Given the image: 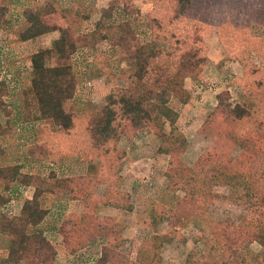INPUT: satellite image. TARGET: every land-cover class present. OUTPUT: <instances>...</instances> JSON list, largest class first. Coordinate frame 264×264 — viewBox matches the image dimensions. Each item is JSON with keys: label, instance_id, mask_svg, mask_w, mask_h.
<instances>
[{"label": "trees", "instance_id": "obj_1", "mask_svg": "<svg viewBox=\"0 0 264 264\" xmlns=\"http://www.w3.org/2000/svg\"><path fill=\"white\" fill-rule=\"evenodd\" d=\"M174 1L178 15L195 5V0ZM258 2L240 0L238 12L250 17L256 13ZM76 8L74 4L62 9L59 0H44L36 7H25L22 14L28 25L20 32V38L30 40L57 30L49 21L50 16L62 12L68 21ZM116 9L114 1H111L102 9L95 27L75 38L67 23L60 27L61 34L50 47L40 48L32 54L31 85L25 93L24 108L20 110L19 106L14 105L17 118H11L9 105L0 92V236L8 240L6 252H0V264L56 263L57 247L45 235L44 221L51 212L45 200L52 195L61 199L66 194L70 199H81L87 204L85 213L74 225L61 229L68 253L74 254L93 238L102 237L107 239V243L103 245L96 263L118 264L123 226L111 216L100 217L98 207L110 205L127 211L134 210L132 193L121 186L122 165L128 155L120 143L123 136L132 140L145 128L153 130L161 139L158 151L169 155L165 170L168 190L174 194L182 193L177 196L172 211L175 220L193 214L203 215L205 208L204 202H201L212 183L229 184L233 189L243 188L249 198L248 203H255L254 217H243L238 225L226 221L209 229L203 227L196 240L202 242L204 249L201 253L192 252L188 258L189 264H233L237 258L240 264H264V252L255 253L250 249L254 241L264 248V67L256 65L242 54L243 48H246L248 52L253 51L264 58V40H260L259 44L258 38L253 37L252 43L248 45L247 40H240L242 33L236 35L237 40L232 29L228 33L225 27L220 28L223 20L214 24L218 26L216 32L228 58L240 61L245 66L247 84L244 87L251 86L249 90L252 98L233 106L229 100V89L221 91L217 95L218 105L207 120V125L218 132L231 149L238 147V157L223 158L220 162L222 155L216 149L208 148L193 165H189L183 159L188 140L178 132L179 112L170 105V101L172 98H177L181 103L190 100L191 93L185 80L197 76L208 59L200 55L199 48L184 46L182 39L177 37L179 35L175 32L170 34L164 24L155 22L152 25V19L146 23L145 31L149 32V39L143 40L134 20L127 18L115 21ZM6 10L7 7H0V23ZM213 14L214 22L221 14L219 11H213ZM204 19L206 23L213 24L208 16ZM238 27L243 29L240 25ZM100 31L104 35H99ZM92 39L108 42L119 60L111 63L109 73L126 84L111 89L106 104L92 115L84 137L71 140L73 145L61 139L62 145L56 153L45 146L31 158L34 161L51 159L57 163L58 158L63 160L67 157L65 155L76 153L86 158L88 172L77 176L60 175L54 169L48 174L23 171L24 162L14 163L10 158L15 152L21 151L23 161H30L28 146L25 142L9 141L13 138V130H16L12 129V125L31 120L47 121L59 131L69 130L74 125L75 112L66 107L77 89L72 54L77 47L88 46L87 43ZM236 42L246 44L237 47ZM168 44L172 46V51L167 50L170 47ZM53 58H56V63L50 64ZM113 64L117 67H113ZM0 84L8 91L12 90L5 80H1ZM4 117L5 123L2 121ZM167 124L170 126L168 132L165 131ZM229 151H225V154ZM214 164H218L215 166L217 174L211 173ZM22 185L33 186V196L24 199L20 213L10 215L3 207L22 196ZM101 185H104L102 193L98 189ZM148 211L151 223L157 225L165 207L154 203ZM175 234L165 233L158 237L156 255L159 260V249L166 242L173 241ZM127 264L136 262L130 260ZM149 264L156 262L150 261Z\"/></svg>", "mask_w": 264, "mask_h": 264}, {"label": "rangeland", "instance_id": "obj_2", "mask_svg": "<svg viewBox=\"0 0 264 264\" xmlns=\"http://www.w3.org/2000/svg\"><path fill=\"white\" fill-rule=\"evenodd\" d=\"M43 1L0 0V7H7L4 19L0 23V77H7L6 73L10 74L11 79L17 84V87L11 88L10 91L0 84V92L3 93V98L9 105L12 119L17 118L14 105L19 106L20 110L25 106V93L31 85L32 54L40 48L50 47L60 36V27L66 26L67 23L74 38L84 32H90L95 27L102 9L114 1L117 7L114 14L115 21L127 18L134 20L135 26L140 28L139 35L143 40L149 39L146 23L152 19L154 20L152 25L155 22L164 24L166 31L170 34L175 32L179 35L177 37L182 39L184 46L199 48L200 55L208 59L207 64L202 67L197 76L187 77L185 80L186 87L191 93L190 100L187 103H181L177 98H172L170 101V105L179 112L178 132L184 134L188 140L183 156L184 161L193 165L208 148L216 149L222 155L220 162L223 158L238 157V147L231 149L226 140L207 125V120L218 105V93L229 89L231 92L229 100L234 106L239 101L251 100L252 95L249 90L251 86L244 87V84H247L246 68L240 61L228 58L216 32L218 26L214 24L223 20L220 28L225 27L228 33L232 29L235 38L242 33L240 40H247L248 45L252 43L253 37L258 38L260 44V40H264V0H259L256 13L250 17L243 12H238L240 0H195V5L180 15L176 13L174 0H59L62 9L65 6L77 5L70 20L67 21L62 12L50 16L49 21L53 27L58 28L57 30L34 39L22 40L19 34L28 25L22 14L23 9L28 6L36 7ZM84 10L85 14H83ZM245 10L248 12L247 7ZM213 11H219L221 14L215 18L214 22L212 21ZM223 15H226V18ZM207 16L213 24L205 22L204 17L207 18ZM238 25L243 29H239ZM98 34L104 35L102 31ZM246 43L236 42L235 44L237 47H242ZM87 44L88 46L77 47L72 54V64L77 75V89L74 98L66 107L75 112L74 125L69 130L59 131L54 128V124L47 121H24L17 126L12 125L13 128L9 124L12 129L16 128L12 133L13 138L9 141L13 139L12 143L25 142L28 146L30 161H23L24 156L21 151L15 152L10 158L14 163L24 162L23 171L48 174L51 169H54L60 175L77 176L87 172L89 164L83 155L66 157L68 158L66 161L58 158L57 163H53L51 159L44 161L31 159L33 154L41 152V147L43 149L45 146L49 147L52 153H56L62 145L61 139H65L68 145H73L71 140L84 137L92 115L106 104L111 89L126 84L109 73L111 63L119 60L114 51H111L108 42L92 39ZM168 46L170 47L167 50L172 51V46L169 44ZM242 54L249 57L256 65L264 67V58L255 52H248L246 48H243ZM49 63H56V58L51 59ZM122 65L126 67L125 63ZM113 67L116 68V64H113ZM87 81H92V85L88 86ZM2 121L5 123L6 118L4 117ZM169 129L170 126L167 124L165 131L168 132ZM122 138L120 146L126 150L128 156L122 165L121 186L122 189L132 193L135 208L133 212H118L110 207L100 209L102 216H113L124 227L118 264H127L130 260L135 261L136 264H149L150 261H155L156 264H189V255L194 251L201 253L204 249L202 242L196 240L203 227L209 229L219 222L226 223V221L238 225L243 217H254L255 203H248L249 198L245 195L243 188L233 189L229 184L212 183L201 202H204V214H193L190 217L175 220L172 211L175 209L177 196L182 193L174 194L167 188L168 179L165 176V170L169 155L158 151L161 139L149 128L142 130L132 140H127L124 136ZM227 150L230 151L226 155ZM42 153L46 154V152ZM224 154L226 156H223ZM215 166L218 164H214L211 173L217 174ZM22 187L31 191L30 187L23 185ZM98 189L103 192L104 185ZM63 197L65 198L61 200L52 195L45 200L51 208L57 205L59 209L57 215L50 212L44 221L47 233L54 234L50 238L57 247L55 264H97L101 247L106 241L102 237L93 238L89 245L87 244L74 254H69L66 250L63 237L59 235L60 230L70 228L78 221L79 205L78 202L70 201L68 194ZM154 203L165 207L163 214L159 215L157 225L151 223L148 211ZM165 233L176 234L173 241L166 242L159 249L158 254L161 258L159 260L156 255L158 237ZM7 243L8 240L0 236V252H6ZM250 249L255 253L264 252V248L257 241L250 244ZM233 264H240L238 258L233 261Z\"/></svg>", "mask_w": 264, "mask_h": 264}, {"label": "crops", "instance_id": "obj_3", "mask_svg": "<svg viewBox=\"0 0 264 264\" xmlns=\"http://www.w3.org/2000/svg\"><path fill=\"white\" fill-rule=\"evenodd\" d=\"M73 155H77L76 153H71V154H68V155H65V156H67L68 158L69 157H73ZM68 158H66V159H63V160H67ZM87 172H88V170H87ZM30 188H31V191L29 190V193L27 194V195H24V194H22V196L19 198V199H17V202H18V211H17V214L18 213H20L21 212V209H22V205H23V202H24V199L26 198V197H32L33 196V193H34V188H33V186H29ZM99 192H100V190H99ZM100 193H102V192H100ZM65 197H62L61 198V200L62 199H64ZM69 200L70 201H73V202H78V205H79V211H78V213L77 214H79V219H80V217L82 216V214H84L85 213V210H86V206H87V204L83 201V200H81V199H70L69 198ZM57 206V205H56ZM56 206H54L53 208H51V212L52 213H54L55 215H57V211L59 210ZM107 207H110V208H112V209H115L116 211H118V212H121V211H125V212H127V210H124V209H121V208H115V207H112V206H110V205H108V206H106V205H100L99 207H98V213H99V215H100V217H104V216H102L101 214H100V209H102V208H107ZM134 210H132V211H128V212H133ZM111 217H113V216H111ZM114 219H115V217H113ZM116 220V219H115ZM117 221V220H116ZM118 222V221H117ZM119 223V222H118ZM47 229H46V232H45V235H46V237L50 240V241H52L51 240V238H50V236H54V234L53 233H50V234H48L47 233ZM123 232H124V227H123ZM123 232H122V235H123ZM54 233H57V232H54ZM57 235H58V233H57ZM61 237H63L62 236V233H61V230H60V234H59ZM106 241L103 243V245L104 244H106L107 243V239L106 238H104ZM64 244V243H63ZM90 244V243H89ZM88 244V245H89ZM7 245V244H6ZM103 245H102V247H103ZM102 247H101V251H102Z\"/></svg>", "mask_w": 264, "mask_h": 264}, {"label": "built area", "instance_id": "obj_4", "mask_svg": "<svg viewBox=\"0 0 264 264\" xmlns=\"http://www.w3.org/2000/svg\"><path fill=\"white\" fill-rule=\"evenodd\" d=\"M6 76L8 77H3L1 76L0 77V80H5L8 82V84L10 85V87L12 89H15L17 87V84L15 83V81L13 79H11V75H7L6 73ZM86 84L88 86H91L92 85V81H87ZM22 192L27 195L29 193V189H22ZM3 210L6 211L8 214L10 215H15L17 214V211H18V202H17V199H13L11 200V202H9L5 207H3Z\"/></svg>", "mask_w": 264, "mask_h": 264}]
</instances>
